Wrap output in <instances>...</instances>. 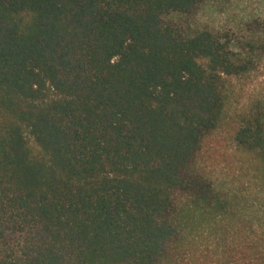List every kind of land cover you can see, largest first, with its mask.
I'll return each mask as SVG.
<instances>
[{
  "label": "trees",
  "instance_id": "1",
  "mask_svg": "<svg viewBox=\"0 0 264 264\" xmlns=\"http://www.w3.org/2000/svg\"><path fill=\"white\" fill-rule=\"evenodd\" d=\"M205 1L0 0V264H264V19Z\"/></svg>",
  "mask_w": 264,
  "mask_h": 264
},
{
  "label": "rangeland",
  "instance_id": "2",
  "mask_svg": "<svg viewBox=\"0 0 264 264\" xmlns=\"http://www.w3.org/2000/svg\"><path fill=\"white\" fill-rule=\"evenodd\" d=\"M257 19H264V0H206L191 15L168 17L169 22L180 25L188 33L203 29L237 33L244 25ZM260 65H264V57ZM262 74L261 82L264 81V71ZM239 166L234 160L220 161L214 172L217 177L235 183L241 178Z\"/></svg>",
  "mask_w": 264,
  "mask_h": 264
}]
</instances>
